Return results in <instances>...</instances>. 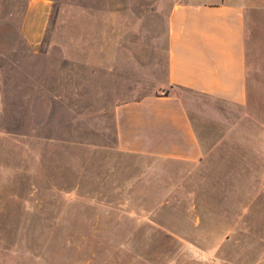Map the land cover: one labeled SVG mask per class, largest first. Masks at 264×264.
I'll use <instances>...</instances> for the list:
<instances>
[{
  "label": "crops",
  "instance_id": "crops-1",
  "mask_svg": "<svg viewBox=\"0 0 264 264\" xmlns=\"http://www.w3.org/2000/svg\"><path fill=\"white\" fill-rule=\"evenodd\" d=\"M50 7L49 0L27 3L20 35L34 52L45 34ZM135 35L112 33L110 46H103V37H97L93 72L91 66L81 62L84 52L80 46L64 47L62 90L55 94L57 84L53 82L45 99L40 101L53 104L62 94L67 107L66 113L58 115L64 126L57 132L54 128L57 115L52 105L51 119L48 116L42 124L36 123L39 130L31 125L25 133L28 129L31 132L24 134L19 111L14 128L4 126L0 93V216L10 214L16 218L38 213L40 196L50 201L49 207H53L55 199H61L62 203L57 205L62 204V210L66 208L69 212L70 179L66 177L59 182L52 192L40 189L43 178L39 176L37 148L25 147L24 135L34 138L35 143L39 141V133L46 134L51 141L62 136L64 141L63 136L68 135V126L72 124V103L87 101L88 74L93 75L95 102L99 99L97 103H101L96 108L93 133L107 140L96 144V149L122 157L149 158L163 167L175 166V214L197 216L191 225L196 235L189 243L178 235L177 245L190 244L200 251L196 264H218V261L236 264L225 248L244 246L240 237H232L256 231L262 241V255L248 264H264L263 145L261 141L247 144L232 142L230 138L232 134L250 133L247 127L257 131V126L256 134L264 136V0H190L174 5L168 15L165 59L160 74L156 73L160 64L151 55L157 49L151 50L150 33L138 32L142 41L137 46L131 41ZM123 87L129 89L120 98ZM141 87L153 90L143 93L136 89ZM180 91L188 95H181ZM19 96L22 101V93ZM199 96L214 98L225 105L222 110L230 124L227 128L205 131L208 139L202 137L192 117V103L198 102ZM257 102L263 107L256 109L252 104ZM24 148L30 153L29 159L23 158ZM107 163L97 161L96 170L104 173L102 168L110 166L107 172L111 176L129 170L134 173L135 165H129L128 160ZM138 166L148 164L141 160ZM131 177L128 183L132 185L128 187L136 182L135 176ZM106 178L98 181L106 183ZM158 179L160 185L166 181V172ZM164 188L166 192L165 185ZM101 189L103 194V186ZM102 194L97 197H106Z\"/></svg>",
  "mask_w": 264,
  "mask_h": 264
},
{
  "label": "rangeland",
  "instance_id": "rangeland-1",
  "mask_svg": "<svg viewBox=\"0 0 264 264\" xmlns=\"http://www.w3.org/2000/svg\"><path fill=\"white\" fill-rule=\"evenodd\" d=\"M28 1L0 0L1 122L14 128L19 111L24 134L31 132L28 129L29 132L25 133L31 125L39 130L40 125L36 126L38 121L42 124L48 116L51 119L53 111L50 105L57 115L55 132L64 126L58 116L66 113L67 105L62 101V94L53 104L40 101L45 99L53 82L57 84L55 94L62 90L63 49L66 45L71 48L80 46L84 52L81 62L91 66L93 72L97 37H103V46H110L112 33L133 32L136 35L131 41L137 46L142 41L138 39V32H149L151 50L157 49L151 55L160 64L156 70L160 74L165 59L169 12L174 5L190 0H49L51 7L45 34L35 52L20 35ZM87 80V101L79 105L72 103V124L68 126L69 136H63L64 141L62 136L51 141L49 136L39 133V141L35 143L34 138L31 140L30 136L24 135V146L37 148L39 176L44 181L40 182V189L52 192L59 182L66 177L70 179L69 212L66 208L62 210V204L57 205L62 203L61 199H55L53 207H49L50 201L40 196L38 213L17 215L16 218L10 214L0 216V259L3 260L0 264H196L201 252L190 244L177 245L180 242L178 235L188 243L196 235L197 231H192L191 225L197 216L175 214V166L163 167L149 158L122 157L115 152L96 149V144L107 140L97 138L93 133L96 108L101 103H97L99 99L95 102L93 75L87 74ZM121 89L123 94L120 98L129 88ZM136 89L143 93L153 90L152 87ZM20 93L22 101H19ZM179 93L188 95L186 91ZM197 98L198 102L190 107L202 137L209 138L205 131L229 127L222 110L225 105L214 98ZM259 104L252 105L256 109L263 107L262 103ZM247 132L250 133L230 135L231 141L247 144L261 141L264 149V136L256 134L258 126L257 131L247 127ZM108 141L112 139L108 138ZM30 157L24 148L23 158ZM100 160L108 161V165L111 160H128L129 165H135L134 173L129 170L111 176L107 172L110 166L102 168L105 172L100 173L95 166ZM141 160L148 166H138ZM68 161L70 166H67ZM96 171L99 177H96ZM162 171L166 172L167 180L160 185L158 176L164 174ZM132 175L136 182L128 187L132 185L128 183ZM139 176L144 177L138 179ZM100 178H106L107 182L100 183ZM102 186L103 194L100 193ZM101 194L106 197H97ZM251 217L256 218L255 215ZM239 237L244 246L225 248L232 262L248 264L258 261L262 255L259 232L249 231L246 235L232 238ZM218 264L225 263L218 261Z\"/></svg>",
  "mask_w": 264,
  "mask_h": 264
}]
</instances>
